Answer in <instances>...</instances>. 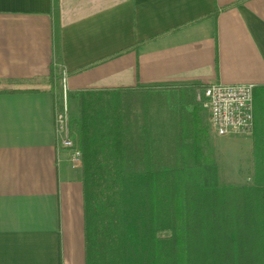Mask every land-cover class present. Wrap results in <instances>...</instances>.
Instances as JSON below:
<instances>
[{
  "label": "crops",
  "instance_id": "1",
  "mask_svg": "<svg viewBox=\"0 0 264 264\" xmlns=\"http://www.w3.org/2000/svg\"><path fill=\"white\" fill-rule=\"evenodd\" d=\"M56 10L65 91L264 85V0H0V80L42 89L0 93V264H86L83 173L57 142L62 98L45 83ZM171 111L166 137L182 112L221 165L207 110ZM253 134L240 136L254 169Z\"/></svg>",
  "mask_w": 264,
  "mask_h": 264
},
{
  "label": "trees",
  "instance_id": "2",
  "mask_svg": "<svg viewBox=\"0 0 264 264\" xmlns=\"http://www.w3.org/2000/svg\"><path fill=\"white\" fill-rule=\"evenodd\" d=\"M56 12L45 83L58 101L65 92L77 101L70 123L83 157L86 264H264V129L252 137V182L223 181L213 146L182 112L170 138L153 137L147 111L133 112L149 93L182 111L203 107L197 95L208 84L65 91ZM22 83L0 80V93L42 91ZM253 99L264 127V85Z\"/></svg>",
  "mask_w": 264,
  "mask_h": 264
},
{
  "label": "built area",
  "instance_id": "3",
  "mask_svg": "<svg viewBox=\"0 0 264 264\" xmlns=\"http://www.w3.org/2000/svg\"><path fill=\"white\" fill-rule=\"evenodd\" d=\"M64 77V81H65ZM249 83H211L198 92V100L207 110L215 134L220 136H252L255 124L254 90ZM55 131L57 142L69 150V161L73 168L82 166L81 150L70 133V111L67 99L56 109Z\"/></svg>",
  "mask_w": 264,
  "mask_h": 264
},
{
  "label": "rangeland",
  "instance_id": "4",
  "mask_svg": "<svg viewBox=\"0 0 264 264\" xmlns=\"http://www.w3.org/2000/svg\"><path fill=\"white\" fill-rule=\"evenodd\" d=\"M148 95L149 100L146 102L147 105L141 104L142 102L138 101L136 107H133V112L138 115H141L143 112L147 111V116L150 119L151 132H153L154 129L155 134L161 136L166 133L167 122L170 116H172L171 110L177 109V106L175 102H172L171 100H166L164 97L157 93H149ZM65 99H67L71 115L72 111H75L77 108V101L74 99V97H72V95L66 97V92L62 101H64ZM146 106L147 108L145 110ZM152 127L154 128L152 129ZM70 133L73 139L77 137L76 126L73 124L71 125V123ZM216 136L217 151H219L222 156V160L220 158L221 165H218L222 180L225 182L228 181V183H251L254 174V169L250 166H247L246 161H243V159H245L246 157L248 148L247 143L241 141L243 137H241L240 135H228L226 137L220 135ZM77 169L82 170V166Z\"/></svg>",
  "mask_w": 264,
  "mask_h": 264
}]
</instances>
